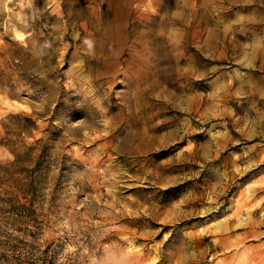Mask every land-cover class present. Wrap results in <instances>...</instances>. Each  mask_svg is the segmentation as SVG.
<instances>
[{
    "label": "rangeland",
    "instance_id": "obj_1",
    "mask_svg": "<svg viewBox=\"0 0 264 264\" xmlns=\"http://www.w3.org/2000/svg\"><path fill=\"white\" fill-rule=\"evenodd\" d=\"M0 264H264V7L0 0Z\"/></svg>",
    "mask_w": 264,
    "mask_h": 264
},
{
    "label": "clouds",
    "instance_id": "obj_2",
    "mask_svg": "<svg viewBox=\"0 0 264 264\" xmlns=\"http://www.w3.org/2000/svg\"><path fill=\"white\" fill-rule=\"evenodd\" d=\"M229 2L230 3L242 2V3L248 4V5H252V4L259 3L261 7H264V0H229ZM245 21H248L250 23H256V24H260L261 23V20L260 19H257L256 16H252L251 19H249V17L247 15H241L237 19H233L231 21V23L224 25L223 31H224L225 36H227V32L228 31H231L234 28V26L239 25V24H242ZM22 37H23V39H20V43L23 44L24 47H27V44L24 43V41L27 39V35H23ZM84 43L88 46V48L90 50L93 48V44H92V42L90 40H85ZM44 47H50V45L46 44ZM62 55H63V53H62ZM200 62L201 63H206L204 60H200ZM217 70L218 69L215 68V67H212V68H209L208 69V71H212V72H215ZM229 70H231V68H229ZM197 87L200 90H202V91L203 90H206V88H207V81L206 80H202L200 82V85H197ZM72 116H73V120H82L84 118V113L78 112V111H74L72 113ZM58 135H59V132H53V138H55ZM76 166L77 165L75 164V162H72L71 163V166H70V157L65 158V160H64V167L62 169V173L61 174H63L66 171H70V168L71 167H76ZM64 226H66V225H64Z\"/></svg>",
    "mask_w": 264,
    "mask_h": 264
},
{
    "label": "snow or ice",
    "instance_id": "obj_3",
    "mask_svg": "<svg viewBox=\"0 0 264 264\" xmlns=\"http://www.w3.org/2000/svg\"><path fill=\"white\" fill-rule=\"evenodd\" d=\"M18 38H19V39H23V37H22V36H19Z\"/></svg>",
    "mask_w": 264,
    "mask_h": 264
}]
</instances>
